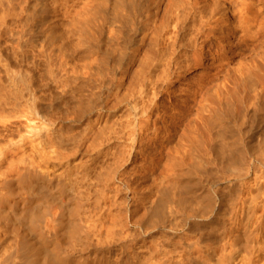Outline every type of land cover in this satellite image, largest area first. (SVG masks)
<instances>
[{
  "label": "bare ground",
  "instance_id": "1",
  "mask_svg": "<svg viewBox=\"0 0 264 264\" xmlns=\"http://www.w3.org/2000/svg\"><path fill=\"white\" fill-rule=\"evenodd\" d=\"M13 1L14 0H0L1 30V27H3V25L5 26V16L9 17L10 12L12 11L9 8V11H11L8 12L9 14L6 13L7 6H11V2ZM199 1L200 3H202L201 0ZM199 1L94 0L95 5L92 6V9L90 10L89 8V11L86 10L88 9L86 8V11L84 13L82 12L83 14H81V16L79 15L80 18L77 19L76 30L78 32L77 34H79V37L77 38H79V41L80 43H82V45L83 42L90 41L88 37V32L90 33V29L89 31H87V29L90 26L88 24L91 19L93 21L94 18H100L97 22L98 25H100L101 27H107V25L109 26L107 36L110 42L107 43L106 47L104 48L99 46L100 49H103L100 51V57L97 54L98 58L95 60V62H90L93 63L94 66L96 65V67L98 68L94 69L98 72H95L97 75L100 76V73L102 75V73L104 72L103 66L107 67L108 62L111 64L114 63V69L118 70L120 68H123L122 61L125 62L124 59L130 57V59L125 63L127 67L130 65V63L134 60L132 56L134 52L131 50L133 53L129 56L128 50L130 49L129 46L134 41L133 36H136L135 34L137 33L143 34V45L147 47L146 50L144 49L147 55L144 53L145 56L143 57V62L141 61L143 63L141 65L142 68L141 70L137 69L140 71L139 73L142 72V74L140 75V77L137 76L138 78H135L136 81L134 80L132 85L130 86L128 96L126 97V99L128 98L130 100V103L128 102L126 104L124 101V103L126 104V106L124 105V108L120 106V103L124 104L121 99L119 101L120 105H116L114 104L116 102H114L112 103L113 105L110 106L107 105V99L110 95L105 96L104 99L107 101L101 99L102 96H104V92L106 91V89L108 90V88L105 86L103 76H100L98 79H96V82L99 81V85L97 84V95L95 94V92H92V94L90 93L91 95L89 96V98L87 97V101L85 100L86 102H82L83 100L78 99L79 101L75 105H73V107L71 105L72 108H69L71 110L68 111L69 113H67L66 115H68V119H70L73 124L74 122L79 124V122H83V120L89 118L90 116H93L95 113L97 115L93 117L94 119L92 120H98L100 119L101 114H108V112L114 114L113 116L110 114V116L112 117L115 116V113H120V117L122 119H125L117 120V118H115L116 120L114 122V118L110 117L112 119V122H109V124H107L108 119H106L104 126L98 128L97 131L91 136L92 138L86 140L90 143L88 142L89 145L85 146L86 149L83 147L84 149L81 150L84 151V153L81 151L77 153L83 156L88 155V153L90 152L91 153L88 157L85 156L88 159L84 161L83 164L81 163L82 165H78V167L76 168L73 167L72 172L69 171L68 173V171L65 170L67 171L65 175H67L68 177V182L66 181L67 185H63L64 183L61 184L58 181H51L50 178L48 179V175L45 172H41L36 168V170L34 169L35 175L33 174L32 177L27 176V179L25 180L26 174H30L29 169L30 167L32 168L34 164L29 158V161L32 162V166L29 161H26V164L21 163L22 165L25 164L24 167L20 165L21 167H23V169L20 167L22 171L21 169L19 170V166H14V169L17 168L19 170H17L18 172L14 170L16 171L14 173L12 163V169L10 168L11 170H8V168L6 167L8 173H6V171H1L0 220L4 219L6 223L0 225V264H14V260L16 259H18L22 264H264V132L261 136L259 135L257 144L251 146L246 144L247 142L244 141V139L241 140L238 133L237 135L240 139L236 140H238L239 142L234 143V146L232 147H229L231 144H228V148L232 151L225 153L226 155L224 156L219 155L217 157L214 155V157H211L212 154L210 153L213 150L211 148L213 147L212 142L214 139L216 140V138L215 136L210 138L211 135L207 133H209V130L214 131L216 130L214 128L221 127V124L223 123V117L220 118L222 119V121L220 120V122L222 123L219 124V120H216L220 117V115L217 114V109H219L220 107L219 105L217 106L216 110H213L211 112L210 109L207 108L205 110L208 116H204L201 119L202 128H200L199 125H197L195 122L187 123L184 132L179 140V143L176 144V148L174 147L175 149L172 150V157L169 159V168H165L168 171L169 169H172V172H175L173 171V167H177V165L182 164L187 165V169H191V172L195 171L196 173L197 168L204 169V167L206 168V163H211L216 167L215 170L221 173V175L226 171L228 174L223 175V177L225 176L224 179H228L230 182L232 180H236L238 182L243 176L253 175L252 184H254V187H256L255 190L258 188L259 193H257L258 190L256 191V195H251L250 193L247 204H245L243 199H241L242 197H240L238 193L239 191L236 193L233 191V188H229L225 192L219 187L216 181H208L204 184L196 183L198 185L193 184L194 186L188 183L187 185L186 183L178 184L176 182H170L168 184H165L166 182H164L163 184L162 182V184L152 183L151 186H145L144 188L143 186H141L143 184L140 185L139 183H133V181L139 180L140 177L137 176L136 178H130L131 176L127 173V171L129 170H126L129 161L135 155V151H137L136 147L140 149L141 145L143 144L142 140L144 121L142 120V115L143 113H148L147 110L149 109L147 108V103H152V98L155 97V93L157 94L155 89L157 88L155 86V79L158 78L159 80L157 79V81H163L164 79H160H162L163 77L166 79L169 78L170 75L168 76V74L171 68H178L181 65V61H179V53L182 50L185 51L188 48H194V51H196L195 45L199 41H201L199 40V37L202 34L205 35L209 33V31L213 30L212 28H210V25L208 28L211 30H205V23L209 21L208 18L210 19V16L211 18H213L212 16H214L221 10L224 11V13L230 12L232 14H235L234 10H236L237 8V5L235 4H238V6L242 5V7H244L246 4L245 3L244 6L243 4H239L241 3V0L240 2L238 0L239 3L235 0H215L216 2H213V4L205 5V2L208 1L203 0L205 4L203 3L202 5L199 3ZM211 1L212 0H210V2ZM53 2L54 1L52 0V3ZM18 3L16 4L18 5ZM4 4L7 6L5 7ZM91 4L92 3H90V6ZM162 4L164 5V8L162 7V14L161 16L159 15L158 18L157 11ZM250 4L253 5V1L252 3L250 1ZM51 9L52 8H50V10ZM54 9L56 10L57 8ZM140 9L143 12V22H141L140 19H135L134 16L131 15L133 13L135 14ZM248 9L246 8V10ZM42 10L44 12V9ZM55 10H53L52 13H55ZM141 10L139 12H141ZM51 11L47 12L50 13ZM11 14L13 15V12ZM239 14H241V12ZM48 15L49 14L47 13V16ZM130 15L135 20H139L141 22V25L135 24L134 19L132 22L130 20ZM31 16L33 15L31 14ZM238 16L239 15H237L236 17ZM215 17L216 16H214V18ZM213 19L211 20L214 21ZM206 24L208 25L213 23ZM7 30L9 29L7 28ZM14 35L16 34L14 33ZM65 37L67 38V36ZM221 39L223 40V38ZM93 40L91 43H94ZM99 41L102 42L103 40ZM100 42L98 44H100ZM40 47L41 46H39V49ZM90 48L88 49L90 50ZM29 49L31 48L29 47ZM77 50L78 49H76L75 51ZM261 50L262 49H260V51ZM257 52L254 54H257ZM258 55L259 57H261L259 53L257 55H254V57L251 56L252 58H247L244 63L245 67L243 66L244 61L242 62V70H240L241 73H237L239 74V76L236 77H238L237 79H240L242 84H244L243 86H247L248 83H246V81L248 77L250 78L256 73L255 71L257 69V63L255 56L257 57ZM183 56L185 58V53ZM186 57L190 58V56ZM86 60H88V58H86ZM83 62L84 61H82V63ZM158 67H162L159 68L161 69V74L159 75L160 77L156 74L157 72L154 73V71H156ZM93 68L91 69L93 70ZM243 68L245 69L243 70ZM112 69L113 66L111 70ZM180 69H176V71ZM124 70H126V67ZM7 71L11 72L12 70L9 71L7 69ZM153 73L156 74V77H152V75H154ZM61 80L62 79H60V81ZM70 82L72 81L70 80ZM244 82L246 83V85ZM251 83H253V81ZM1 88L2 87H0V90L3 92L5 90L4 86V90H2ZM64 89L63 91L66 94V90ZM68 89H70V87ZM70 92H72V90ZM4 95L0 92V107L1 104H5L3 105L5 107L4 109H7L6 106H8V104L6 100L9 99V94L6 95L7 99H5L6 96ZM147 96L150 97L149 99L151 101H147L146 106L142 100H145V97ZM22 97L23 96L21 93L19 95H16L15 104L13 103L14 106H18V104L16 103H18V101L22 99ZM76 97L74 96L71 98L76 99ZM100 100H102L103 102ZM10 102H8L9 105ZM31 102L33 104V101ZM13 104L11 106H13ZM34 104H36V102ZM11 106H9L10 109ZM230 108H232L234 116L238 115L237 103L233 104V106L231 105ZM4 109L2 108V111L3 113H6ZM18 110L15 109L14 111ZM122 112L123 114L125 112V115H122L123 117L121 116ZM1 113L0 115L2 116L3 113ZM16 114L15 115L17 116V118H21L24 120L26 129H28L29 131H26V136L22 135L19 137L18 142L20 144L17 146L15 145L16 147H14L13 149H11L13 147H11L12 144H10L11 148L8 146L10 141H7L8 144L6 145L5 143L4 145L1 144L0 165L4 161L8 152L9 154L10 152L14 153L18 152L19 150L25 152L27 149L31 150V152H33L35 155L37 154L42 159V161H44V163H50L54 165V163L50 162V160L53 161L65 159V163L67 164L70 162H68V158H70L71 153L69 154L68 152V157L64 156L59 158L61 155L60 150L62 146L70 143L77 144L79 140L83 138L86 139L90 133V130L89 132H86V128L85 131L83 129V134H80L79 136L75 134L73 135L72 133L71 135L67 133V131H65L64 133L62 131H58L60 129L55 130L54 128L48 127V125L55 122V119H50V117H47L48 119L46 120V122L44 121L36 127H31V125L29 124L35 121V118L31 114V112L26 109H20ZM220 114L222 115V113ZM111 119H109V121ZM24 122H22V124ZM86 122V126H88L89 119ZM203 128H205V132H203ZM222 128H224V126ZM4 129H6V131L8 130V128L6 127ZM203 133L210 135L208 137L205 134L208 137V140L206 139L207 137L204 138ZM234 135L232 137L230 135L229 138H233ZM219 136L218 138L221 137ZM2 137H4V135ZM205 143H207L209 146L204 147L203 144ZM204 148L206 149L205 153L203 152L201 153V155L203 154L202 157H205L207 161L200 162V160H202V157H199V153ZM137 152L140 153V151ZM23 162H25V160ZM9 171H11V174H15L14 177H11ZM178 173H180V171ZM127 174L130 176L129 178ZM134 175L138 174L134 173ZM142 175L141 177H143ZM183 175L181 174L180 176ZM191 177H189V179H194ZM24 182H27L26 184L29 188V198L27 200L24 199L15 202V204L13 205L4 204V200L6 199L5 197L7 196L6 194L17 192L13 186L16 183L19 186H22ZM259 187H262L261 190L259 189ZM23 188H26L25 185H23L21 189L24 190ZM38 188H45L46 190L52 191L53 194L49 195L48 193V195L46 196L43 193L46 197L38 198L39 193H41L39 192L40 190H38L39 193L38 195H36ZM143 188L147 191L144 192ZM235 191L237 190L235 189ZM247 193L249 192L247 191ZM40 196H42V194ZM233 196L235 198L233 199V201H231V197ZM228 199H230L231 202H229ZM54 205L57 206L58 209L55 212H53L51 209ZM54 208L56 209V207ZM143 243L146 250L149 249L151 254H156L155 257L153 256L154 258L151 257L150 253L144 257L143 251H145V248L143 249Z\"/></svg>",
  "mask_w": 264,
  "mask_h": 264
},
{
  "label": "rangeland",
  "instance_id": "2",
  "mask_svg": "<svg viewBox=\"0 0 264 264\" xmlns=\"http://www.w3.org/2000/svg\"><path fill=\"white\" fill-rule=\"evenodd\" d=\"M50 1L49 0H14L13 2H11V6L10 5L7 6L4 4L5 7L7 6V11L5 8L6 13L10 12L11 10L12 11L10 12V14L8 13L10 15V16L8 15L9 17L5 16V19H4L5 26L3 25L4 28L1 27L2 30L0 29V56H1L0 57V81H1L0 87H2L1 88L2 90L5 89L4 90L5 92L4 91L2 92L1 90H0V92H1V94L3 93V95L6 93L4 96L9 94L8 98L10 100L7 99V96H6L5 99H7L6 102L8 104V106H6L7 109H4L5 107L3 105H5V104H3V105L1 104V107H0L2 113H3L2 108L6 111V113H3L4 115L0 112L2 114V116L0 115V119L2 120V121L0 120V146H1V144L4 145V143H5V145L8 144V142L10 141L8 146L10 147V144H12L11 147L12 146L13 147L12 148L10 147V148L13 149L14 147H16L17 145L20 144L18 142L19 137L22 135L26 136V131H29L28 129H26L24 120L21 118H17V116H16L17 115L16 113L20 109L28 110L29 112H31V114L35 118L34 119L35 121L31 122L29 124V125H31V127H36L41 122H44V121L46 122V120L50 117V119L51 118L55 119L54 123L48 125V127H50V128H54L55 130L60 129L58 131H62L63 133L65 131H67V133H69V134L72 133L73 135L75 134L77 136H79L80 134H83V129L85 131V128H86V132L87 131L89 132V130H90V133L86 139L83 138L84 140L83 139L79 140L77 144H75V143L71 144L70 143V144H66L67 145V146L65 145L66 147L62 146V148L60 150L61 155L59 158L64 157V156L68 157L67 156L68 152H69V154L71 153L70 158H68V162L69 161L70 162L67 164L65 163L66 162L65 159L53 160V161L50 160V162H53L54 165L50 164V163H44V161H42V159L37 154L35 155L33 152H31V150L27 149L25 152H22L19 150L18 152H14V153L10 152V154L8 152V154L6 155V157L3 161L4 163L2 162L1 163L2 166L0 165V168L2 167L0 169V173L5 172V171H6V173H8L7 168H8V170H11L13 168V171L14 170L17 171L18 170L17 168L14 169L17 166H19L18 167L19 170L21 168L23 169V167L26 164V161H29V159H30L35 165L33 164V166H32V162L29 161L31 163L32 168L30 167V169H29L30 174H26L25 180L27 179V176L32 177L33 174L35 175L34 169L36 168L37 170L39 169L41 172H45L48 175V179L50 178L51 181H55V182L58 181L61 184L64 183L63 185H67L68 177H67V175H65L67 173V171H68V173H69V171L72 172L73 167L76 168V167H78V165H82L84 163V161H86L88 159L86 157H88L89 154L91 153L90 152V153H88V155H85L86 157L77 153V152H80L84 148L86 149L85 146L89 145L90 142L88 141L89 142L88 143L86 140L92 138L91 136L97 131V129L104 126L106 119H108L107 124H109V122H112L111 118H114L113 119L114 122L116 120L115 118H117V120L118 119L119 120L125 119V118L122 119L120 117V113H115V116L112 117L114 114L108 112L109 115L104 113V114H101L100 119L92 120V119H94L93 117H95L97 115L95 113L93 116H90L89 118H86L85 120H83V122H79V124L74 122V124H73V122L70 119H68V115H66L67 113H69L68 111L71 110L69 108H72L73 105H75L79 100H83L82 102H86L87 99L89 98V96L92 94V92H95V94L97 95V93H98L97 92V90H98L97 86L99 85L98 84L99 81L96 82L97 81L96 79H98L100 76H103L105 86L108 88V90L106 89V91L104 92V96H102L101 99L103 100L106 95H110L109 98L107 99L108 100V104H107L108 106L113 105L112 103L116 102L114 104H116V105L121 104L120 106L124 108V105L126 106V104L128 102L130 103V100L128 98L126 99V97L128 96V93H129L130 86L132 85L134 80L136 81L135 78L137 76L140 77V75L142 74V72L139 73L140 72L139 70H141V68H142L141 65L143 64L142 63L143 57L146 54L145 50L147 49V47L145 45H143V40H142L143 34L142 33L135 34L136 36H133L134 41L129 46L130 49L128 50L129 56L132 55V53L134 52L132 55L134 60L130 63V65L127 67V65L125 64L130 59V57L127 59H124L125 62L122 61V67L123 68H120L118 70L114 69V63L111 64L108 62L107 67L103 66L104 72L102 73V75L100 73V76H99L96 74L98 72L94 70L97 67H96V65L94 66L93 63L98 58V56L100 57V55H101L100 51L103 50L102 48L106 47V44L110 42L108 40V36H107L108 31H109L108 30L109 26L107 25V27L106 26L101 27L100 25H98L97 22L99 21L100 18L99 19L94 18L93 21L91 19V21L88 24L91 27L89 26L90 28L88 27V29H87V31H89V29H90V33L88 32V34H89L88 37H89L90 41L89 42L88 41L83 42V45H82V43H80L79 38H77V37H79V34H77L78 32L76 30L77 29L76 28V22H77V19L80 18L79 15L81 16V14H83L86 10H89V8L91 10L92 6L95 5L94 0H85L88 3H86L84 0H53L54 1L53 3H52V0H50ZM198 1L199 0H197V2ZM201 1H202V3H200V1H199V3L203 5L204 2H203V0H201ZM207 1L208 2H205L206 4L204 3L205 5H207V4L210 5V4H213V2H216L215 0H212L211 2H210V0H207ZM220 1H223V0H220ZM235 1L238 2V0H235ZM250 1H251V3L253 1V5L250 4ZM239 2H240V0H239ZM16 3H18V5ZM90 3H92L91 6H90ZM245 3L246 4L248 3L247 5H248L249 9ZM84 4H86V5H84ZM239 4H243V6L245 4V6L242 7V5L238 6V4H235V5H237L236 10H234L235 14H232L230 12L224 13V11H222V10L220 12L216 13L214 16L217 17V18L216 17L215 18H216V22L218 24L215 22L214 16H212L214 19L211 18V16H210V19L208 18L209 21H207L206 23H213V24L215 23L216 25L215 24L214 25L213 24L207 25L205 23V25H206L205 30H207V31L211 30L208 28L210 25V28H212L213 30L209 31V33H211L212 35L209 33H207V34L204 33L205 35L202 34L203 37H202V35L199 37V40H201L202 42L198 40L199 42L197 44H199V45H197V44L195 45L196 51H194V48L193 49L188 48L189 50L188 49L187 50L189 52L187 50H185V51L182 50L179 53V56H180L179 61H181V65L179 67L180 68L182 66L183 67L181 69L179 67L178 68L172 67L169 74H168V76L170 75L169 78L166 79L164 77L162 78V76H161L162 79H160V80L164 79L163 81H157L158 78L155 79V86L157 87L155 89H156L157 94L155 93V95H154L155 97L152 98V103H149V104L147 103V101L148 102L151 101L149 99L150 95L145 97V100H142L145 103V105L147 103L148 106L147 105L146 106L149 109V110H147L148 113H145V114L143 113L144 116L142 115V120L145 123V124L143 123V127L145 128V129L143 128V130H144L143 131V140H142L143 144L141 145L142 148L140 147V149L136 147V150L140 151V153L135 151V155L129 161L127 168H126V170H129V171H127V173L131 176L130 177L127 174L128 178L129 177L130 178H136L137 176L140 177L139 180L133 181V183H136V184L139 183L140 185L143 184L141 186H143L145 188V186L146 187L151 186L152 183L153 184L154 183L155 184H162V182H163V184H164V182H166L165 184H168L170 182H176L178 184H181V183L187 184L188 183L190 185H193V184L198 185L199 183L204 184V183H207L208 181H210V182L216 181L218 183L219 187L225 192L229 188H233V191L236 193L239 191L238 193H239L240 197H242L241 199H243L245 204L248 203V197H249L250 193H251V195H253V194L256 195L257 193H259L258 188L255 190L256 187H254V184H252L253 183V175L243 176L238 182L236 180L235 181L232 180L230 182L228 179H224L225 176L223 177V175H227L228 173L225 171L221 175V173H219L215 170L216 167L214 165H212L211 163H206V168L204 167V169H198L197 168V172H196L197 174L195 173V171L191 172V169H187L188 168L187 165H182V164L177 165V167H173V171H175V172H172V169H169V171L165 169V168H169L168 167L169 166V159L172 157V152H173L172 150L175 149L176 148L175 145L179 143V140H180V138L184 132V129H185L187 123L195 122L197 125H199L200 128H202L201 119L204 116L205 117L208 116L206 113V110H205L207 108L210 109V112H211L213 110H216L217 106L219 105L220 107H219V109H217V114H219L220 117L218 115L219 118H217L216 120H219L218 121L219 124H221L223 122L221 124L222 126L220 125L221 127L214 128L216 130H214V131L209 130V133H207V134H210L211 136L207 135L206 133H203L204 138L207 136L208 137L210 136V138L215 136V138H216V140L215 139L213 140L214 143L212 142L213 147H211V148L213 150L210 153V154H212L211 157H214V155L217 157L219 155L224 156V155H226L225 153L232 151L231 149L228 148V144L229 145L231 144L229 147L234 146V143L239 142L236 139L241 138V140L244 139V141L247 142V143L245 142L246 144H248L250 146L255 145V144H257V142L259 140V138H258L259 135L261 136L262 133L264 132V106H263L264 105V55H263V52H264L263 51L264 50V0H249V1L241 0V3H239ZM162 5L159 8L160 11L159 10L157 11L158 13H160V14L157 13L158 18H159V15L161 16V14H162L161 11L164 8V5L163 6ZM44 7H46V8H44ZM53 7L57 8V9L55 10ZM9 8L11 9L10 11H9ZM40 8L44 9V12ZM50 8L55 10V13L53 12L55 15L52 13L53 10L51 9L52 10L51 11ZM86 8H88V9H86ZM246 8L248 10H246ZM47 11H51V12L49 13ZM68 11H69V13H68ZM139 11H137L135 14L133 13L131 15L134 16L135 19H140V21L143 22V20H142L143 19L142 18L143 12H142V10H141V12H139ZM248 11L249 12L251 11V12L249 13ZM12 12H13V15L11 14ZM238 12L239 13L241 12L242 16ZM47 13L49 15L51 14L50 17H49V15L47 16ZM31 14L33 16H31ZM236 14L239 16L236 17L237 16ZM67 15H69V16H67ZM131 15H130V20L133 22L134 18ZM138 16L141 18H139ZM220 16H222V17H220ZM136 17H138V18H136ZM11 19L12 20L14 19V20L12 21ZM50 19L52 22L50 21ZM211 19H213L214 21H212ZM227 20H228V22H227ZM140 21L135 20L134 22H135V24H140L141 23ZM37 23H38V25H37ZM53 24H54V26H53ZM217 25L220 27H218ZM227 25H228V27H227ZM56 26H58L59 28ZM221 26H224V27H221ZM7 28L9 30H7ZM33 28H35V29H33ZM60 28H61L62 32L60 31ZM69 28H70V30H69ZM5 29H6V31H5ZM17 30H18V32H17ZM95 31L97 32V34ZM10 32L12 33V35ZM64 32H66V33H64ZM14 33L16 35H14ZM68 33H70V34H68ZM65 36H67V38ZM52 38L55 40H53ZM207 38H209V39H207ZM221 38H223V40ZM92 40L94 43H91ZM99 40H101V41L103 40V41L100 42ZM48 41H50V42H48ZM99 42H100V44H98ZM85 43H87V44H85ZM89 43H91V44H89ZM146 43H147V40H146ZM102 45H104V46H102ZM137 45H139V46H137ZM12 46L15 48V50ZM39 46H41L40 49H39ZM44 46H46V47H44ZM64 46H65V48H64ZM86 46H87V49H86ZM90 46H91V48H90ZM99 46H101L102 48L100 49ZM29 47L31 49H29ZM59 47H61V48H59ZM88 48H90V50ZM76 49H78V50L75 51ZM260 49H262V50L260 51ZM40 52H42L43 54ZM87 52H89V53H87ZM256 52H257V54L260 53V56H261V57H259V55L257 57L255 56L256 63H257V69L255 71L256 73L253 76L250 75L251 77L250 78L248 77V79L246 81V83H248V85L243 86L244 84H242L240 79H237L238 77H236V76H239V74H237V73H241L240 70H242V68H241L242 62L244 61L243 62V66H244L246 59L252 58V57H254V55H257V54H254ZM69 53H71V54H69ZM184 53H185V58L183 56ZM85 54H86V56H85ZM97 54H98V56H97ZM186 54H188V55H186ZM33 56H35V57H33ZM186 56H190V58L186 57ZM86 58H88V60H86ZM181 59H183V60H181ZM139 60H140V62H139ZM82 61H84V62L82 63ZM186 61H188V62H186ZM90 62H93V63H90ZM193 62H194V64H193ZM59 63H60V65H59ZM84 63L85 64L87 63V64L85 65ZM82 65L85 67H83ZM111 65L113 66L112 70H111V68H112ZM110 66H111V68H110ZM125 67H126V70H124ZM72 68H74V69H72ZM91 68H93V70ZM159 68H162V67H158V69H157L158 71L157 70L154 71V73L157 72L156 74L158 76L161 74L160 73L161 69H159ZM7 69L9 71H11V70L12 71L8 72ZM47 69H49V70H47ZM137 69H139V70H137ZM176 69H180V70L176 71ZM244 69L245 68H243V70ZM75 71H76V73H75ZM78 71L82 74H80ZM84 73L86 76L84 75ZM156 74L152 75V77H154V76L156 77ZM24 75H27V76H24ZM80 75H81V77H80ZM168 76H165V77H168ZM254 76H256V77H254ZM13 78H15V79H13ZM59 78L62 80L60 81ZM242 78H244V77H242ZM20 80H21V82H20ZM70 80L72 82H70ZM248 80L249 81L251 80V81L249 82ZM252 81H253V83H251ZM156 82H157V84H156ZM63 83H64V85H63ZM239 83H240V85H239ZM246 83H245V85H246ZM53 84H54V87H53ZM3 86H4V89H3ZM21 86H22V88H21ZM63 86H65V87H63ZM69 87L73 93L70 92L71 90L68 89ZM102 88H103V86H102ZM28 89H29V91H28ZM63 89L66 90V94L64 93ZM60 90H61V92H60ZM242 90H243V92H242ZM20 93L22 94L23 97H22V99H20L18 101V103H16V104H18V106L17 105L14 106L15 97H16V95H19ZM70 95H72V96H70ZM74 96L75 97L77 96L76 99L71 98ZM82 98H84V99H82ZM68 99H70V100L72 99L71 100L72 102ZM120 99L123 103L125 101L126 104L125 103L119 104ZM102 100H100V101H102ZM107 100L104 99V101H107ZM31 101H33V104ZM8 102H10V105ZM35 102H36V104H34ZM73 102H74V104H73ZM11 103L12 104L14 103L13 106H11L12 105ZM232 103L233 104L237 103V105H238V110H237L238 115H236V116H234L232 108H230L231 105L233 106ZM30 105H31V107H30ZM71 105H72V107H71ZM9 106H11V109H13V110H11ZM31 108H34V109H31ZM15 109H17V110L19 109V110L14 111ZM254 111H256V112H254ZM241 112H242V115H241ZM34 113L36 116L34 115ZM205 113H206V115H205ZM220 113H222V115ZM110 114L112 116H110ZM117 115H119V116H117ZM122 115H125V112H124V114L122 112L121 116ZM61 117H62V119H61ZM65 118H67V119H65ZM220 118H222L223 121ZM88 119H89V123H88V126H86L87 125L86 121ZM109 119H111V120L109 121ZM220 120L222 122H220ZM22 122H24V123L22 124ZM223 126H224V128H222ZM3 127L8 128V130L6 131V129H4ZM17 128H18V130H17ZM203 129H204L203 132H205V128H203ZM203 129H200V130H203ZM218 129H221L222 131L218 130ZM31 131H32V129H31ZM3 132H4V134H3ZM5 133H6V135H5ZM237 134L239 135L240 138L238 137ZM3 135H4V137H2ZM230 135H231V137L234 135V137L229 138ZM218 136L222 139L218 138ZM208 137L206 138L207 140H208ZM232 142H233V144H232ZM84 144H86V145H84ZM203 146L207 147L209 145L207 143H205V144H203ZM214 146H215V148H214ZM220 147H222V148H220ZM200 149H202V148H200ZM203 150L199 153L200 158L203 155V154L201 155V153H203V152L205 153L206 149L204 148ZM64 151H66V152H64ZM81 152L84 153V151H81ZM22 158H23V161L25 160V162L22 161ZM6 159H8V160H6ZM39 160H40V162H39ZM206 161H207V159L205 157H202V160H200V162H206ZM11 163H12V168H11ZM21 163H25V164L22 165ZM20 165H22L23 167H21ZM22 169H21V171H22ZM65 170H67V171H65ZM16 171H14V173ZM135 171H137V172H135ZM179 171H180V173H178ZM9 173H10L11 177L12 176L14 177V175H15L14 173H12L13 175L11 174V171H9ZM134 173L135 174L137 173L138 175H134ZM181 174L182 175L186 174V175L180 176ZM141 175L143 177H141ZM189 177L194 178V179H189ZM59 178H60V180H59ZM241 182H242V184H241ZM26 183L24 182V184H23L27 188V189L23 188L24 190L21 189L23 187V185L19 186L16 183L13 187L17 192H12L11 194H9V193L6 194L7 196L5 197L6 198L4 200L5 202L3 201L4 204L13 205V204H15V202H18V201H21L24 199L27 200L29 198V188L27 187L28 185ZM196 183H198V184H196ZM231 186H233V187H231ZM236 187H238V188H236ZM144 188H143V191L146 192L147 190H144ZM261 188L262 187H259L260 190H261ZM235 189L237 191H235ZM38 190H40L39 192H41V193H39ZM45 190H46L45 188H41V189L38 188L37 189L36 195H38V193H39L38 198L46 197L48 195V193H49V195L53 194L52 191H50V190L45 191ZM247 191L249 193H247ZM256 191H257V193H256ZM3 192H4V190H3ZM26 192H27V194H26ZM41 194H42V196H40ZM234 198H235L234 196L231 197V201H233ZM228 201L231 202L230 199H228ZM54 207H56V209ZM53 208H51L53 212L58 210L57 206H55V205L53 206ZM5 223H6V221L4 219L0 220V225H3ZM144 246L145 245L143 243V249L145 248ZM144 250L146 252H148V253H146L145 251H143V253H144L143 255L145 257V256H147V254L150 253V250L149 249L146 250V248ZM155 255L156 254L153 253V254H151V257H153V256L155 257ZM14 261H15L14 264H22L18 259L14 260Z\"/></svg>",
  "mask_w": 264,
  "mask_h": 264
}]
</instances>
